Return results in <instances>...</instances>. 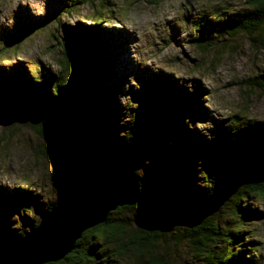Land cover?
Segmentation results:
<instances>
[{
  "label": "rangeland",
  "instance_id": "374dc122",
  "mask_svg": "<svg viewBox=\"0 0 264 264\" xmlns=\"http://www.w3.org/2000/svg\"><path fill=\"white\" fill-rule=\"evenodd\" d=\"M66 2L0 0V114L6 116H0L2 242L24 236L39 224L47 208L61 202L68 189L63 126L47 118L13 114V95L2 84L7 80L21 86V76L37 74L53 86L61 78L74 102L75 77L66 67L61 44L66 36L64 25L92 26L102 20V30L110 31L113 66L104 75L103 86H116L123 111L105 124L116 137L131 135L136 119L148 113L141 94H153L147 89L152 85L157 91L159 79L170 89L188 92L197 86L207 94L202 99L204 120L192 121V138H180L165 160L147 163L140 174L145 198H154L160 208L182 209L207 193L210 184L204 181L203 147L197 138L204 140L206 149L207 142L221 134L234 142L237 130L247 126L264 131V43L258 31L251 35L226 31L238 16L253 11L246 0H95L73 10L65 7ZM63 8V13H56ZM23 20L39 29L25 37L23 31L19 33ZM113 162L118 164V158ZM172 162L180 166L181 185L175 184L170 173ZM24 192L35 201L21 205L14 200L15 194ZM240 209L238 224L248 233L239 248L254 245L255 263L264 264V202L250 197ZM244 209L250 214L243 213ZM223 211L228 208L218 213ZM113 218L136 228L150 221L151 211L140 205L125 213L114 211ZM166 235L153 254L99 247L93 250L95 264H201L189 249L184 228Z\"/></svg>",
  "mask_w": 264,
  "mask_h": 264
},
{
  "label": "trees",
  "instance_id": "16d2710c",
  "mask_svg": "<svg viewBox=\"0 0 264 264\" xmlns=\"http://www.w3.org/2000/svg\"><path fill=\"white\" fill-rule=\"evenodd\" d=\"M94 2L95 0H68L65 7L73 10L79 5ZM246 4L253 11L234 19L235 23L226 29L227 34L233 35L239 30L251 35L258 31L264 43V0H246ZM66 8L56 13H63ZM100 12L102 9H99ZM102 22H94L92 26H82L81 23L75 26L64 25L66 36L61 44L65 49L63 53L67 55L66 67L72 70L75 77L77 98L74 102L70 87L61 78L55 80L53 86L37 74L34 78L21 76V86L9 84L7 80L2 84L13 95V114L31 115L41 120L47 118L53 125L63 126L61 133L66 150L68 184L79 171L97 172L107 167L122 168L139 181L141 191L144 192L140 180L143 168L149 162L165 160V155L168 156V152L180 138H192V121L195 118L204 120L202 99L207 94L200 92L197 86L188 92L170 89L166 87L164 79H159L157 91L153 90L152 85L147 89L153 94H141L148 113L136 119L131 126V135L117 138L114 131L105 124V120L119 116L123 107L118 105L116 86L107 89L103 86L104 75L113 66V49H110L112 45L108 41L110 31L102 30ZM38 29L39 25L31 26L23 20L19 33L23 31V35L29 37ZM148 98L152 99L147 101ZM0 116L6 117L2 114ZM222 135L207 142V150L204 149V140L197 138L203 147L204 181L210 186L205 196L197 198L191 205L213 194L237 168L264 165L263 130L254 126L237 130L234 142H229ZM114 158L119 160L116 165ZM169 166L175 184L181 185L179 164L172 162ZM250 197L264 202V174L242 185L223 204L219 211L226 207V213L218 211L215 213L217 215L209 216L200 226L184 228L189 249L195 258L200 259L201 264H256L258 251L254 245L239 248L248 233L238 224L242 218L240 207ZM14 200L21 205L35 201L29 192L15 194ZM57 204L48 207L46 211L52 210ZM140 205L149 209L143 199L135 206L120 207L116 212L133 211ZM250 212L249 209L243 210L246 214ZM113 214L114 212L109 214L105 223L85 231L77 241L75 250L66 258L47 264H95L97 257L93 250L106 246L121 250L122 253L134 250L139 255L153 254L157 243L167 236L154 228L151 219L145 226L130 228L125 221L113 218ZM233 223L236 224L232 226ZM37 225H32L31 229ZM3 226L4 218H0V244L6 246L11 238L2 242L5 234ZM174 230L179 232V228Z\"/></svg>",
  "mask_w": 264,
  "mask_h": 264
},
{
  "label": "water",
  "instance_id": "95a60500",
  "mask_svg": "<svg viewBox=\"0 0 264 264\" xmlns=\"http://www.w3.org/2000/svg\"><path fill=\"white\" fill-rule=\"evenodd\" d=\"M264 35V29H263ZM264 174V165L237 168L205 200L182 209L159 207L154 198H145L139 181L122 168L76 172L68 189L40 223L22 237L0 244V264H47L66 258L76 248L83 233L107 221L120 207L135 206L145 200L154 228L163 234L175 228L193 229L215 214L244 184Z\"/></svg>",
  "mask_w": 264,
  "mask_h": 264
}]
</instances>
